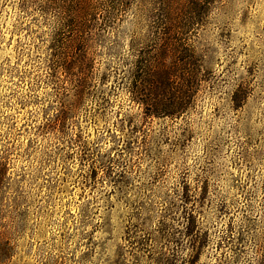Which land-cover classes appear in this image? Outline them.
<instances>
[{
    "label": "rangeland",
    "instance_id": "374dc122",
    "mask_svg": "<svg viewBox=\"0 0 264 264\" xmlns=\"http://www.w3.org/2000/svg\"><path fill=\"white\" fill-rule=\"evenodd\" d=\"M59 12L0 0V264H264V0ZM75 31L90 63L51 71ZM141 85L188 110L143 123Z\"/></svg>",
    "mask_w": 264,
    "mask_h": 264
},
{
    "label": "trees",
    "instance_id": "16d2710c",
    "mask_svg": "<svg viewBox=\"0 0 264 264\" xmlns=\"http://www.w3.org/2000/svg\"><path fill=\"white\" fill-rule=\"evenodd\" d=\"M57 6L60 10L59 16L63 21H68L72 24L73 28H77L75 30L86 29L88 28L92 21H87L89 17H96V11L98 9V1L99 0H49ZM68 40H60L58 41L61 46L57 49L58 54L54 61H52V66L50 68L51 71L55 72L56 70H61L65 75H76L79 70L84 69L90 63V59L88 53L86 51L85 37H83V33L79 31H75L72 33ZM55 57V56H54ZM150 70V68H149ZM58 72V71H57ZM56 73V72H55ZM148 73L147 68H140L137 71V74ZM85 74L77 76L76 82L79 84L78 90H83V82H84ZM147 84V82H145ZM142 87H136V92L133 96V101L138 104L142 110V121L143 123L148 122L150 119L157 118L158 116H165L167 118L177 119L179 116L186 113L189 108L191 97L189 94L192 93V90L187 88L188 92L184 95H177L174 98H166L163 100L154 99L150 95H146L144 89L145 85H141ZM147 90V89H146ZM81 94V92H80ZM79 99V96L77 97ZM70 114L69 108H64L60 115L57 116V121L51 125L52 128L55 129L57 125H64L66 118H68ZM138 130V131H137ZM134 129L138 133L143 132L142 128ZM124 142V141H123ZM132 141H125L124 145L127 147H132ZM110 170V167L107 168ZM123 177L121 175L117 176L118 181ZM185 205H189L191 203V197L189 192L186 193V197L183 200ZM187 210V209H186ZM184 219L188 225H190V231L188 236L194 237L193 233L194 228V211L189 209L184 213Z\"/></svg>",
    "mask_w": 264,
    "mask_h": 264
}]
</instances>
